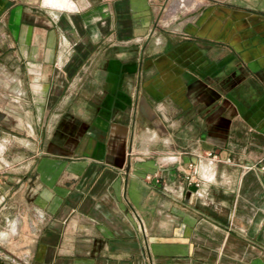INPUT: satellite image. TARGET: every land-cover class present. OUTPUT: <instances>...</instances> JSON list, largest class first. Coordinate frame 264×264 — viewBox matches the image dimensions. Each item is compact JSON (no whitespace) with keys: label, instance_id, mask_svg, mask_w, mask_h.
<instances>
[{"label":"crops","instance_id":"0c3cea01","mask_svg":"<svg viewBox=\"0 0 264 264\" xmlns=\"http://www.w3.org/2000/svg\"><path fill=\"white\" fill-rule=\"evenodd\" d=\"M72 1L0 0V264H264V0Z\"/></svg>","mask_w":264,"mask_h":264},{"label":"rangeland","instance_id":"374dc122","mask_svg":"<svg viewBox=\"0 0 264 264\" xmlns=\"http://www.w3.org/2000/svg\"><path fill=\"white\" fill-rule=\"evenodd\" d=\"M5 141H2V144ZM6 143H4L3 146L0 144V150L2 147L6 146ZM10 167L7 166V159L6 157L2 159V156H0V250L4 248V246L10 245V242L8 241L6 235L13 234L14 232L19 231L21 229V222H20V213L22 212L23 206L20 204L21 197H22V191L16 190L15 194L13 193L11 186V182H14L17 180L20 176L18 173H11ZM9 197H13L12 199H8ZM15 199V200H14ZM12 202L14 205H12ZM26 223V222H25ZM25 225V224H24ZM25 228H29L28 224L26 223ZM7 235V236H8ZM12 237V236H10ZM33 239H36L37 237H32ZM22 236H14L13 239L10 241H22ZM36 258H37V252L32 251L30 253V262L31 264H36Z\"/></svg>","mask_w":264,"mask_h":264},{"label":"built area","instance_id":"2783aa9c","mask_svg":"<svg viewBox=\"0 0 264 264\" xmlns=\"http://www.w3.org/2000/svg\"><path fill=\"white\" fill-rule=\"evenodd\" d=\"M187 1L188 0H178V5L184 7L186 6ZM165 159L169 161H177L178 156L170 155ZM218 160L219 158L217 154L212 151H207L204 155L199 157L198 161L189 163V170L184 172V179L188 184H192L196 187L195 192L198 196H204L207 193V188L205 187L206 184L215 179L216 173L213 170V167Z\"/></svg>","mask_w":264,"mask_h":264},{"label":"bare ground","instance_id":"6f19581e","mask_svg":"<svg viewBox=\"0 0 264 264\" xmlns=\"http://www.w3.org/2000/svg\"><path fill=\"white\" fill-rule=\"evenodd\" d=\"M44 2L46 5L57 9H73L75 7V2L72 0H44Z\"/></svg>","mask_w":264,"mask_h":264}]
</instances>
